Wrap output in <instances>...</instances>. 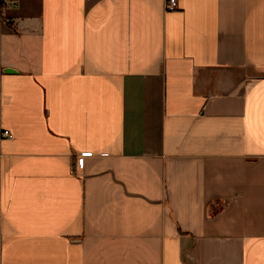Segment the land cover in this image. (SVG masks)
<instances>
[{
	"label": "crops",
	"instance_id": "obj_1",
	"mask_svg": "<svg viewBox=\"0 0 264 264\" xmlns=\"http://www.w3.org/2000/svg\"><path fill=\"white\" fill-rule=\"evenodd\" d=\"M166 1L0 0V264H264V0Z\"/></svg>",
	"mask_w": 264,
	"mask_h": 264
},
{
	"label": "built area",
	"instance_id": "obj_2",
	"mask_svg": "<svg viewBox=\"0 0 264 264\" xmlns=\"http://www.w3.org/2000/svg\"><path fill=\"white\" fill-rule=\"evenodd\" d=\"M165 7L167 10H173L178 7V2L177 0H167ZM4 136L12 137L13 135L10 133L9 130H4L2 133Z\"/></svg>",
	"mask_w": 264,
	"mask_h": 264
}]
</instances>
